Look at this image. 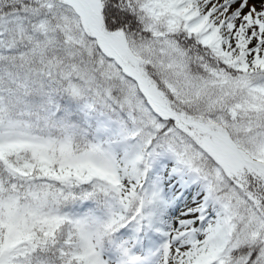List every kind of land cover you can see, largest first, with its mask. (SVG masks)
Returning a JSON list of instances; mask_svg holds the SVG:
<instances>
[{
	"label": "snow or ice",
	"instance_id": "snow-or-ice-1",
	"mask_svg": "<svg viewBox=\"0 0 264 264\" xmlns=\"http://www.w3.org/2000/svg\"><path fill=\"white\" fill-rule=\"evenodd\" d=\"M0 264H264V0H0Z\"/></svg>",
	"mask_w": 264,
	"mask_h": 264
}]
</instances>
